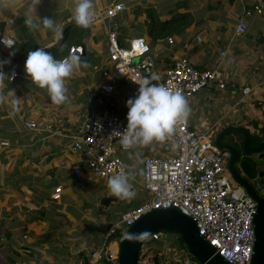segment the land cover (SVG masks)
Wrapping results in <instances>:
<instances>
[{"label": "crops", "instance_id": "0c3cea01", "mask_svg": "<svg viewBox=\"0 0 264 264\" xmlns=\"http://www.w3.org/2000/svg\"><path fill=\"white\" fill-rule=\"evenodd\" d=\"M115 1L128 6L117 18L119 37L129 39L134 33L138 34L133 37H143L151 48L150 56L155 57V73L161 74L182 55L188 56L199 69H219V81L186 98L191 109L187 119L192 128L201 131L213 127L214 133L234 125L255 134L256 124L264 125V9L262 13L245 14L255 4L262 5L260 0H182L183 7L176 13L192 15L182 35L158 31L162 22L173 19L166 12L171 13L179 0L164 2L170 8L156 12L160 26L157 22L151 26L146 13L133 10L129 3L138 4L137 0H94L95 10ZM145 2L147 7L160 6L159 0ZM30 4L31 0H0V36L14 40L12 48L0 51L2 61L12 62L4 64L2 71L6 75L10 68L18 71L14 81L5 78L0 87L6 97L5 103L0 104V140L10 143L0 150V264H93L91 253L102 244L108 226L146 200L130 204L127 199L124 210L115 216L122 199L112 195L108 179L89 182L73 176L72 167L80 163L82 155L73 150L71 135L87 118L104 111L124 118L127 123L126 104L136 90L113 72L106 79L96 71L106 58L107 36L102 23L93 22L88 29L77 27L72 20V0H41L36 10ZM28 16L40 23L39 29H27L24 20ZM39 17L54 19L64 30L63 39L57 40L51 31L45 30ZM241 20H245L247 30L238 36L234 30ZM169 36L173 43L168 42ZM197 36L202 37L201 43L196 42ZM77 39L84 43L80 56L89 67H81L67 80L68 99L57 106L46 89L27 78V54L42 47L59 60L62 51L76 45ZM184 43L189 44L186 50L181 48ZM104 83H111L114 91L102 92L100 86ZM244 87L251 90L243 103L239 99ZM12 90L19 100L18 110L7 102L11 99L7 93ZM31 119L53 122V131L28 129L26 122ZM173 144L172 134L165 142H157L148 155L142 153V146L126 152L118 150L127 172L134 173L135 178L130 181L132 191L136 192V187L146 191L140 181L143 159L166 156L173 152ZM162 147L167 150L161 152ZM253 157L264 173V158ZM263 176L257 174L254 178L260 182ZM56 186L62 187L57 200L51 198ZM260 187L264 185L260 183ZM97 218L104 222L97 221L91 227ZM175 239L166 235L160 243L167 241L177 247ZM145 245L139 264H165L169 250L161 248L164 259L156 261L150 253L151 244ZM105 261L101 260L107 264Z\"/></svg>", "mask_w": 264, "mask_h": 264}, {"label": "built area", "instance_id": "2783aa9c", "mask_svg": "<svg viewBox=\"0 0 264 264\" xmlns=\"http://www.w3.org/2000/svg\"><path fill=\"white\" fill-rule=\"evenodd\" d=\"M127 9L125 2L115 1L96 10L94 22L102 23L107 36L106 58L103 64L96 67L103 78L108 79L113 72L131 83L136 90L132 99L138 94L137 83L145 78L157 77L152 79V83L163 84L172 91L179 90L185 97H191L220 80L217 67L199 69L186 55L175 59L161 74L155 73V57L150 56L151 48L147 41L143 37H119L117 18ZM263 9L261 4H255L253 8L246 9L245 14L262 13ZM246 30L247 24L241 20L234 31L239 36ZM167 40L173 43L171 36ZM201 41L202 37L197 36L196 42ZM13 45L12 38L0 36V51H8ZM188 47V43L181 45L183 50ZM83 49L81 45H72L68 54L60 59L71 54H82ZM13 73L15 76L11 80L7 78L9 81L18 77V71L15 68L7 70V75ZM100 88L104 93H112L115 89L111 83H104ZM250 90V87L242 89L240 102L246 101ZM126 126L124 118L107 111L93 115L77 126L71 135L72 148L82 158L80 163L73 165V176L78 180L94 182L109 179L120 171L127 172V166L118 154V150H124L120 139ZM26 127L51 132L53 122L39 123L31 119L26 122ZM212 129L209 127L196 131L186 119L175 127L172 153L143 159L141 185L150 198L108 226L102 244L91 253L93 264L103 259L110 264H117V252L110 245L111 242L117 244L118 238L115 236L122 234L143 214L158 208H175L191 218L199 235L228 264H249L254 241L252 219L256 212V202L231 178L226 166L228 152L213 143ZM9 146V141L0 140V150ZM250 182L258 193L264 194V188L260 187L257 178ZM61 189V186H56L51 198L59 199ZM150 238L160 242L163 236L161 232H156ZM165 255V264H200L182 250L173 254L167 252ZM141 256L142 253L139 260Z\"/></svg>", "mask_w": 264, "mask_h": 264}, {"label": "clouds", "instance_id": "9594fccd", "mask_svg": "<svg viewBox=\"0 0 264 264\" xmlns=\"http://www.w3.org/2000/svg\"><path fill=\"white\" fill-rule=\"evenodd\" d=\"M72 20L79 28L88 29L94 22L96 10L94 0H72ZM41 0H31L30 7L33 10L40 5ZM43 28L51 31L57 40L63 39V28L51 18H40ZM27 29L35 31L40 28V23L35 22L31 16L24 20ZM10 47V46H8ZM14 55V53H10ZM10 61H0V87L5 78L13 79L3 71V65ZM81 67L87 68V60L80 55L71 54L64 59H56L44 48L39 47L34 51H29L24 65V71L32 82L41 89H46L51 102L57 106L64 104L67 99L68 88L66 82L73 76V73ZM152 79L145 78L139 83L138 94L134 99L127 101V126L121 134L120 144L124 150H130L137 146L148 147L154 142H165L174 132L177 124L185 121L190 114V107L186 97L181 91H172L163 84L152 83ZM7 100L18 110L19 100L15 97V92L9 91ZM6 97L0 91V104L5 103ZM134 173L131 171H120L108 179V189L113 196L122 199H133L136 195L131 190L130 181L133 180ZM131 238V237H128Z\"/></svg>", "mask_w": 264, "mask_h": 264}, {"label": "water", "instance_id": "95a60500", "mask_svg": "<svg viewBox=\"0 0 264 264\" xmlns=\"http://www.w3.org/2000/svg\"><path fill=\"white\" fill-rule=\"evenodd\" d=\"M260 1L264 7V0ZM236 135L242 137L241 144L235 139ZM252 135L245 127L229 125L214 131L213 143L228 152V173L256 202V212L252 219L254 241L249 264H264V194L255 190L237 165L244 156L258 155L264 158V139L253 146ZM263 174V171L259 173L260 176ZM156 232L176 234L182 250L200 264H228L199 235L194 221L175 208L152 209L127 227L117 241V264H139L143 243ZM105 262L109 264V261Z\"/></svg>", "mask_w": 264, "mask_h": 264}, {"label": "trees", "instance_id": "16d2710c", "mask_svg": "<svg viewBox=\"0 0 264 264\" xmlns=\"http://www.w3.org/2000/svg\"><path fill=\"white\" fill-rule=\"evenodd\" d=\"M129 4H132V3H129ZM146 7H147L146 2H142L141 4H138V6L134 7L133 10H136V9L139 10L140 8H146ZM182 7H183V3H182V1H179L175 4L174 9H172L171 12L176 11ZM146 10L148 11L147 16L150 19V24L154 25V23H155L154 19L157 18L156 14L154 13V8L148 6ZM150 11H152V12H150ZM191 18H192V15L190 13H176V15L173 17V19H171V21L172 20L175 21V23H174L175 27H174V25H171V24L165 26L164 25L165 23L162 22L163 25L159 28L158 31H160L161 34L162 33L163 34H170L173 31H175V32H178L180 35H182L183 30L189 24ZM80 43H82V45ZM74 44H76V45L80 44L81 46L84 45V43L81 41V39H77L74 42ZM69 47L70 46H68L66 49H64L62 51L61 57L68 54ZM54 51H56V50H54ZM2 60H3V58L0 57V61H2ZM256 125L258 126L257 131L255 134L252 135V139H251V144L253 146L258 145L264 139V125H260V126H259V124H256ZM259 165H260V163L257 160H255L253 156H244L238 162V166H239L240 171L249 181H251L254 177H256L257 174H259V172H260ZM120 235L121 234H118L117 237H120ZM176 242L179 243L178 237L176 239ZM176 245H177V247L174 246V243L166 241L163 246H164V250H169V253L173 254L177 249L182 250V248L178 244H176ZM142 251L143 250H141V253H142ZM152 256L156 261H160V260L164 259V254L162 253L161 250L153 252Z\"/></svg>", "mask_w": 264, "mask_h": 264}, {"label": "rangeland", "instance_id": "374dc122", "mask_svg": "<svg viewBox=\"0 0 264 264\" xmlns=\"http://www.w3.org/2000/svg\"><path fill=\"white\" fill-rule=\"evenodd\" d=\"M145 1H147V0H137V2H138V4H141L142 2H145ZM167 1H170V0H159V2L157 3V4H160V6H156L155 8H154V13L156 14V16L158 15L156 12H162V11H164V10H166V8H170V6H166L165 4H164V2L165 3H167ZM179 1H182V0H179ZM179 1H177V2H179ZM130 3H132V4H129L130 6H132V8H134V7H136V6H138V4H134V2L133 1H131ZM169 4V3H168ZM151 7V6H150ZM147 7L146 8H140L139 10H138V12L137 13H146L147 14ZM150 12H152V11H150ZM132 13V12H131ZM166 14H167V16H169V17H174L175 15H176V11H173V12H171V13H167L166 12ZM154 22L156 23L157 21H156V19H154ZM175 23V21L174 20H169L168 22H165V26L166 25H169V24H171V25H173ZM151 25V24H150ZM157 25L158 26H160L161 25V23H160V21H158L157 22ZM152 26V25H151ZM162 26V25H161ZM160 26V27H161ZM135 35H130V36H128L129 38H131V37H133V36H137V34L138 33H134ZM67 45V44H66ZM4 56H6V55H4ZM12 62H10V63H7V64H5V66H7L8 64H11ZM187 98V97H186ZM156 144H157V142H154L153 143V145H150V146H148V147H142V153L144 154V155H148V154H150V153H152V151L155 149V146H156ZM168 147V146H167ZM167 147L166 148H164V147H162V149H160V151L161 152H164V151H166L167 150ZM138 149H139V147H138ZM126 152V151H125ZM238 165V164H237ZM139 167V166H138ZM137 180H138V177H137ZM140 181H142V177H141V180ZM260 183L261 184H263L264 185V176H263V178L262 179H260ZM135 186H136V184H135ZM256 187V186H255ZM136 195H135V197L133 198V199H129V200H131L130 201V204H134L135 202H137L139 199L142 201H145V200H147L148 198H147V196H148V194H147V192L146 191H144V190H140L138 187H136ZM90 198V197H89ZM90 200H91V198H90ZM126 204H127V202H126V200H121L120 201V204H119V207L117 208V209H115V210H117L116 212V215L115 216H117V215H119L120 214V212H122L123 210H124V208H125V206H126ZM120 216L121 215H119V218H120ZM118 220V219H117ZM97 221H99V222H104V219L102 220V219H99V218H97L96 219V221L94 222V224H91V227H95L96 226V222ZM106 224V223H105ZM166 235H171V236H173V237H175L176 239H177V236H176V234H174V233H171V232H161V236H163V238H162V241L161 242H163V241H165V236ZM115 238H119V237H117V236H115ZM176 239H175V243L176 244H178L179 246H180V244L179 243H177L176 242ZM145 244H151V246H150V253L151 254H153V252H155V251H158V250H161V248L164 250V243H160V242H157V241H154L153 239H151L150 237L149 238H147L146 239V241L143 243V245H142V250H143V247H144V251H145V249H146V246L147 245H145ZM117 245V244H116ZM145 245V246H144ZM116 250H117V246H116ZM165 252V251H164ZM187 255V254H186ZM172 256L170 255V258H171ZM165 262H167V261H165ZM100 263L101 264H103L101 261H100Z\"/></svg>", "mask_w": 264, "mask_h": 264}, {"label": "flooded vegetation", "instance_id": "af4514ba", "mask_svg": "<svg viewBox=\"0 0 264 264\" xmlns=\"http://www.w3.org/2000/svg\"><path fill=\"white\" fill-rule=\"evenodd\" d=\"M235 139H237L240 142V144H241L242 137L236 135ZM229 140H232V139H229Z\"/></svg>", "mask_w": 264, "mask_h": 264}, {"label": "bare ground", "instance_id": "6f19581e", "mask_svg": "<svg viewBox=\"0 0 264 264\" xmlns=\"http://www.w3.org/2000/svg\"><path fill=\"white\" fill-rule=\"evenodd\" d=\"M116 246H117V245H115V246H113V244L111 245V248H112L115 252H117V250H116Z\"/></svg>", "mask_w": 264, "mask_h": 264}]
</instances>
